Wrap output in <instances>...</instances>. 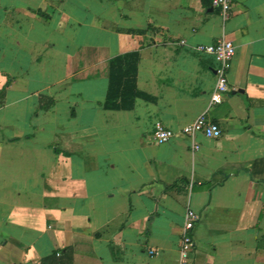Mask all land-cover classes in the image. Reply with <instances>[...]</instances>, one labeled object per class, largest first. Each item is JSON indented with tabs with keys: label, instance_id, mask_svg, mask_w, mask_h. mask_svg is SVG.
<instances>
[{
	"label": "crops",
	"instance_id": "obj_1",
	"mask_svg": "<svg viewBox=\"0 0 264 264\" xmlns=\"http://www.w3.org/2000/svg\"><path fill=\"white\" fill-rule=\"evenodd\" d=\"M231 2L224 21L212 0H0V264H177L187 208L192 264H264V0ZM222 38L211 106L193 48ZM131 52L149 99L104 110ZM202 115L219 138L181 134Z\"/></svg>",
	"mask_w": 264,
	"mask_h": 264
},
{
	"label": "built area",
	"instance_id": "obj_2",
	"mask_svg": "<svg viewBox=\"0 0 264 264\" xmlns=\"http://www.w3.org/2000/svg\"><path fill=\"white\" fill-rule=\"evenodd\" d=\"M212 8L216 9L222 20H227L230 15L232 2L231 0H212ZM183 44V43H181ZM193 51L200 55L211 56L215 63V86L211 94L210 105L215 106L222 103V95L229 92L227 75L231 68L232 59L235 55V48L231 41L224 38L217 40L210 45H198ZM181 134L194 138L195 135L201 134L209 139H216L221 136L219 127L208 121L206 116L202 115L190 125H186L181 129ZM176 136V133L165 128L160 122H156L153 126V141L162 145L170 141ZM198 145L194 143L193 150L198 149ZM199 221L198 215L187 208L184 216V222L180 231L179 250L177 264H192V253L194 249L193 231L196 223ZM152 254V252H151Z\"/></svg>",
	"mask_w": 264,
	"mask_h": 264
},
{
	"label": "trees",
	"instance_id": "obj_3",
	"mask_svg": "<svg viewBox=\"0 0 264 264\" xmlns=\"http://www.w3.org/2000/svg\"><path fill=\"white\" fill-rule=\"evenodd\" d=\"M138 60V52H131L108 62V87L102 104L104 110H130L136 98L149 99L136 88Z\"/></svg>",
	"mask_w": 264,
	"mask_h": 264
}]
</instances>
